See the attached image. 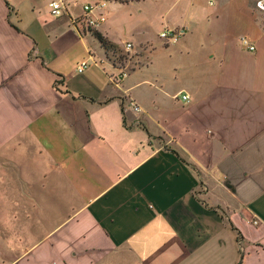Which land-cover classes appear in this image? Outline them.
<instances>
[{
  "label": "crops",
  "instance_id": "0c3cea01",
  "mask_svg": "<svg viewBox=\"0 0 264 264\" xmlns=\"http://www.w3.org/2000/svg\"><path fill=\"white\" fill-rule=\"evenodd\" d=\"M48 3L0 0V264H264V13L232 0L238 36L165 52L168 90L131 71L146 97Z\"/></svg>",
  "mask_w": 264,
  "mask_h": 264
},
{
  "label": "rangeland",
  "instance_id": "374dc122",
  "mask_svg": "<svg viewBox=\"0 0 264 264\" xmlns=\"http://www.w3.org/2000/svg\"><path fill=\"white\" fill-rule=\"evenodd\" d=\"M64 1L68 2L71 14H77L85 3L96 2V0ZM209 1L101 0L98 3L103 2L104 4L102 11L105 14V22L97 30L105 33L108 39L119 46L109 42L114 44L115 48L105 52L92 36V33L97 30L84 33L91 37L93 46L100 49L98 50L99 59L104 60V65L110 70V74L115 77L120 73L118 69H123L124 73H128L122 78L123 86H131L144 81L133 89V93L147 97L148 81L151 79L149 65L147 64V68L139 71L133 73L131 71L151 62L159 73L161 86L165 91L170 88L173 78L170 64H167L165 60V52H180L182 55L184 52L194 53L195 56L198 52L208 50V37L238 36L232 32L229 16H227L232 8V0H212V6L209 5ZM165 31L182 34L176 37L175 42L165 46V41L159 37ZM136 40L147 42V46H142L143 51L137 53L135 47L129 51L124 50L126 43H134L137 42ZM192 61L194 57L190 59V62ZM168 105L160 102L159 109L153 110L158 119H163L164 112L170 109ZM149 108L151 109V103L146 104L147 112Z\"/></svg>",
  "mask_w": 264,
  "mask_h": 264
},
{
  "label": "built area",
  "instance_id": "2783aa9c",
  "mask_svg": "<svg viewBox=\"0 0 264 264\" xmlns=\"http://www.w3.org/2000/svg\"><path fill=\"white\" fill-rule=\"evenodd\" d=\"M98 1L101 0H96L94 3H85L81 6L80 12L78 15L71 16L69 13L68 9V3L65 2L64 0H50L48 3V8H49V14L50 16L57 18L62 15H67L71 19V25L77 35H81L84 32L87 33L90 30H97V28L102 25L105 22V14L102 11L103 8V2L98 3ZM254 6V8L260 12L264 13V0H250ZM209 5H213V1H209ZM182 33H173V32H162L160 34V38L165 41V43H170V42H175L176 37L180 36ZM239 44L242 48L246 49L247 51L251 52L254 50V46L250 43V41L245 38L241 37L239 39ZM132 48L130 43H126L124 45V50L129 51ZM85 68V64L82 63L76 68V72H81ZM118 69V68H116ZM120 73H118L115 77L112 78L111 82L114 84H117L119 80H121L126 73L123 72V69H118ZM182 101H187L188 96L187 95H182L181 96ZM127 107L128 109L134 113L138 114L141 113V109L132 101L129 100L127 102ZM250 224L252 226H257L258 221L256 219L250 220ZM240 253H242V249L240 248Z\"/></svg>",
  "mask_w": 264,
  "mask_h": 264
},
{
  "label": "trees",
  "instance_id": "16d2710c",
  "mask_svg": "<svg viewBox=\"0 0 264 264\" xmlns=\"http://www.w3.org/2000/svg\"><path fill=\"white\" fill-rule=\"evenodd\" d=\"M92 36L96 39V41L98 42L100 48H102L105 52H108L111 49H114L115 45L112 43H109V41H107L106 39H104V37H102L98 32H93ZM171 153H173L174 155H176L182 162H185L182 158H180L174 151L169 150ZM229 226L232 228L233 231L236 232V238L238 241H240V234L238 233V231L231 225L229 224ZM241 259H242V255L240 253V260L238 262V264H241Z\"/></svg>",
  "mask_w": 264,
  "mask_h": 264
}]
</instances>
